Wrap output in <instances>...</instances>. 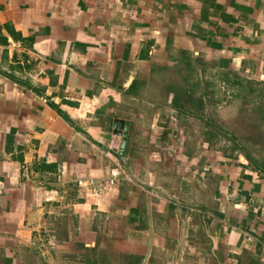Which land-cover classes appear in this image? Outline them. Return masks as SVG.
<instances>
[{"label":"crops","instance_id":"crops-1","mask_svg":"<svg viewBox=\"0 0 264 264\" xmlns=\"http://www.w3.org/2000/svg\"><path fill=\"white\" fill-rule=\"evenodd\" d=\"M226 73L264 0H0V264H264V174L194 126Z\"/></svg>","mask_w":264,"mask_h":264},{"label":"rangeland","instance_id":"rangeland-1","mask_svg":"<svg viewBox=\"0 0 264 264\" xmlns=\"http://www.w3.org/2000/svg\"><path fill=\"white\" fill-rule=\"evenodd\" d=\"M221 80L222 76L215 74L210 79V85H205L203 88L201 86L196 90V96L204 95L205 97V122L209 123L211 119L216 128L214 134L208 135L211 145L222 146L231 153L234 144H237L234 154H241L244 157L245 152L263 153L264 127L260 122V113L253 102L243 96L247 90L243 94L239 91L240 85L232 86L220 82ZM252 81L256 80L252 79ZM194 126L197 129L196 134L201 136L207 130H211L204 125V120H194Z\"/></svg>","mask_w":264,"mask_h":264},{"label":"trees","instance_id":"trees-1","mask_svg":"<svg viewBox=\"0 0 264 264\" xmlns=\"http://www.w3.org/2000/svg\"><path fill=\"white\" fill-rule=\"evenodd\" d=\"M221 82L225 83V84H229L232 86L235 85H240L239 86V91L242 92L244 94V91L247 90V92L243 95L244 97H247L248 100H250V102H253L254 107H256V110L258 111V113H260V122L262 124V126L264 127V81H252L249 79H244L241 78L239 76L233 75L231 73H226L222 76V80ZM197 86V84H196ZM197 88L194 90V92L196 93ZM181 90L180 93L178 94V97L181 96ZM186 92V91H185ZM209 92L207 91V94ZM183 94V93H182ZM205 93V95H207ZM191 98V94H189V99ZM206 106V102L203 103V101L200 99L197 103H193V107H195V112H200L202 110H204ZM201 120V119H200ZM203 121V120H202ZM206 120H204V125L206 127H210V131L207 130L206 132H204L203 134V140H207L210 141V138L208 137L209 134H212L214 131H216L215 126H213L212 120L209 119V123L205 122ZM214 134V133H213ZM210 144L211 141H210ZM238 147L237 144H234L233 149L231 153H229L227 151L226 148L223 147V149L229 153V155H233L234 154V150ZM263 153L261 154H254V153H250V152H245V158L248 160V162L258 171L262 172L264 174V149L262 150ZM236 152V151H235Z\"/></svg>","mask_w":264,"mask_h":264},{"label":"built area","instance_id":"built-area-1","mask_svg":"<svg viewBox=\"0 0 264 264\" xmlns=\"http://www.w3.org/2000/svg\"><path fill=\"white\" fill-rule=\"evenodd\" d=\"M121 176V170L119 168H114L110 170L109 177L101 183L102 189H106V183L109 185H115L119 178ZM92 184V181H90ZM79 185H83L84 183L82 181L78 182ZM4 186L0 184V192L3 190ZM248 241H252V238L250 236L247 237Z\"/></svg>","mask_w":264,"mask_h":264},{"label":"water","instance_id":"water-1","mask_svg":"<svg viewBox=\"0 0 264 264\" xmlns=\"http://www.w3.org/2000/svg\"><path fill=\"white\" fill-rule=\"evenodd\" d=\"M122 129L124 130V136L121 139L119 149H118V153L120 155L123 154L124 149L126 147V143H127V139H128V131H129V122H125L124 127Z\"/></svg>","mask_w":264,"mask_h":264}]
</instances>
